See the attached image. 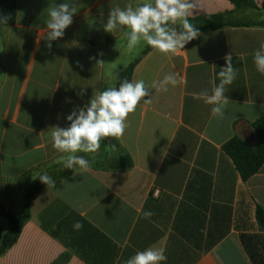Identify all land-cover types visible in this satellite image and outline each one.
Listing matches in <instances>:
<instances>
[{
  "label": "crops",
  "instance_id": "1",
  "mask_svg": "<svg viewBox=\"0 0 264 264\" xmlns=\"http://www.w3.org/2000/svg\"><path fill=\"white\" fill-rule=\"evenodd\" d=\"M254 1L259 10H236L231 0H189L188 18L232 13V22L262 21L264 0ZM145 2L155 6V0H15L14 21L0 23V204L21 217L28 207L0 264H125L149 247L164 250L160 264H264L256 217L257 207L264 209V165L243 181L223 150L233 137L256 145L252 124L264 116V74L254 54L264 44V25L205 29L176 54L153 48L141 54L143 40L128 51L130 29L104 30L109 13ZM62 3L76 13L49 48V9ZM229 53L237 75L226 86L223 116H213V105L194 94H212ZM136 55L129 82L144 80L149 95L128 115L124 135L115 144L103 139L97 151H110L114 160L128 155L131 168L89 164L87 172L52 178L54 187L39 183L68 155L53 148L52 128L70 127L67 117L98 92L118 90L119 75ZM170 73L183 78L180 85L165 84ZM77 221L80 230L73 228ZM9 230L0 213V247Z\"/></svg>",
  "mask_w": 264,
  "mask_h": 264
},
{
  "label": "clouds",
  "instance_id": "2",
  "mask_svg": "<svg viewBox=\"0 0 264 264\" xmlns=\"http://www.w3.org/2000/svg\"><path fill=\"white\" fill-rule=\"evenodd\" d=\"M192 7L189 0H155V6L145 2L136 10L131 6H127L124 10L117 6L109 13L104 30L114 32L117 25L130 29L127 40L128 51H132L143 40L162 54H176L200 35L199 29L188 19ZM75 13V7H70L69 3H62L49 9L47 32L44 37L49 42L47 47L51 48L50 41L64 36L65 30L73 23ZM178 20L181 22L182 31L177 32L175 28L168 27L169 23L175 25ZM0 23H5V20L0 19ZM224 59L226 66L219 72L220 81L213 87L212 94L210 96L203 93L194 94V98L200 99L204 96V102L213 105L211 109L213 116H223L224 108L230 102L225 96L226 86L231 85L237 75L231 53L226 54ZM103 63V61L97 62L99 65ZM254 63L257 71L264 74V44H261L259 50L255 52ZM182 81L183 78L177 73H170L164 78L165 84H171L172 87L180 85ZM148 95L149 90L145 87L144 80L124 81L118 90L116 87H108L98 92L90 99V106L81 109L78 114L74 111L69 115L67 119L71 121L70 127L66 129L53 127L51 133L53 148L60 153L68 154L61 158L64 167L71 169L78 166L79 172H87L89 161L75 153H95L100 149L103 139L121 138L128 127L126 122L128 115L133 113ZM144 103H151V100H145ZM38 178L47 187L55 186V181L47 174ZM143 215L149 218L152 213L146 212ZM82 227L79 221L73 224L75 230H80ZM166 259L163 249L149 247L137 251L125 264H160Z\"/></svg>",
  "mask_w": 264,
  "mask_h": 264
},
{
  "label": "trees",
  "instance_id": "3",
  "mask_svg": "<svg viewBox=\"0 0 264 264\" xmlns=\"http://www.w3.org/2000/svg\"><path fill=\"white\" fill-rule=\"evenodd\" d=\"M12 7V22L15 18L16 3L15 0H7ZM235 6L236 10H257L258 7L254 0H231ZM264 7V5H263ZM232 13H225L219 15H205L196 18H188L189 22L199 29V31L205 29H218L226 25H264V20L254 21L252 23L243 22H232ZM177 32L182 31V25L177 27ZM151 46H147L143 54H146L151 50ZM136 59L127 69L118 77V89L120 84L124 81L129 82V78L136 64ZM252 128L256 136L255 147L249 146L243 139L239 137H233L223 145L224 152L232 159L237 171L239 172L243 181H247L252 176L257 174L262 166L264 165V116L257 119L253 124ZM132 162L128 155H124L114 160L111 169L126 170L131 168ZM29 195L26 197V202L28 201ZM28 207L25 204L23 216L12 209H6L0 204V213L5 216L10 223V230L3 236L2 245L0 247V255L3 254L8 248H10L17 238L19 237L24 220L27 216ZM256 217L259 224L264 229V209L262 207H257Z\"/></svg>",
  "mask_w": 264,
  "mask_h": 264
},
{
  "label": "rangeland",
  "instance_id": "4",
  "mask_svg": "<svg viewBox=\"0 0 264 264\" xmlns=\"http://www.w3.org/2000/svg\"><path fill=\"white\" fill-rule=\"evenodd\" d=\"M257 10H259V9H257ZM256 18V20H258V19H260V17H259V14L255 17ZM254 19V18H253ZM168 27L169 28H173V25H168ZM148 46V45H147ZM146 48H144V50H145ZM144 50L141 52V54L144 52ZM138 56L139 55H136L135 57H133V58H131V60H129L130 61V63L129 64H127L126 65V67L124 68V69H127L135 60H136V58H138ZM128 61V62H129ZM123 69V70H124ZM112 141H113V143L115 144V142H114V140H113V138H112ZM79 156H83L85 159H87L88 161H89V164H106L105 166L106 167H112L113 166V163H114V159H110L109 157H110V155H111V152L110 151H108V154L105 156V155H103V154H99V156H97V152H95V153H82V154H78ZM120 157H122V155H120ZM119 158V157H118ZM110 159V161L108 162V160ZM76 168H78V166H74L73 168H71V169H69V168H65L64 167V164H63V162L61 161V162H57V164H56V166H55V168H54V170H52V171H50L49 172V175L48 176H50L51 178H57V177H59V176H62L63 174H66V173H68V172H71V171H73V170H75ZM38 182L37 181H35V183L34 184H37ZM39 183H40V180H39ZM29 192H30V189H29V191L28 192H26L25 194H24V198H25V200H26V197H27V195L29 194Z\"/></svg>",
  "mask_w": 264,
  "mask_h": 264
},
{
  "label": "water",
  "instance_id": "5",
  "mask_svg": "<svg viewBox=\"0 0 264 264\" xmlns=\"http://www.w3.org/2000/svg\"><path fill=\"white\" fill-rule=\"evenodd\" d=\"M0 19L5 20V23L12 21V7L7 0H0Z\"/></svg>",
  "mask_w": 264,
  "mask_h": 264
}]
</instances>
